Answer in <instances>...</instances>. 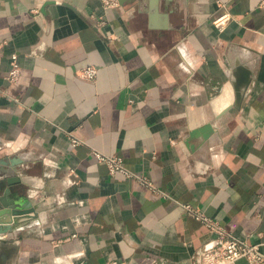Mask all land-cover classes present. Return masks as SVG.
<instances>
[{
	"label": "crops",
	"instance_id": "crops-1",
	"mask_svg": "<svg viewBox=\"0 0 264 264\" xmlns=\"http://www.w3.org/2000/svg\"><path fill=\"white\" fill-rule=\"evenodd\" d=\"M49 1L0 0V179L35 207L0 264H199L198 212L264 252V0Z\"/></svg>",
	"mask_w": 264,
	"mask_h": 264
},
{
	"label": "built area",
	"instance_id": "built-area-1",
	"mask_svg": "<svg viewBox=\"0 0 264 264\" xmlns=\"http://www.w3.org/2000/svg\"><path fill=\"white\" fill-rule=\"evenodd\" d=\"M106 7H112L118 4V0H103ZM232 15L228 11H223L215 19L213 23L216 27L223 29L231 20ZM12 67L7 78L14 82L17 81L21 74V68L18 63V55H12ZM97 74L95 66H87L83 69V76L93 79ZM74 142H78L76 139ZM100 160L106 161L111 174L123 172L130 175V171L124 165V161L118 156H107L101 153H95ZM144 180V179H143ZM145 181V180H144ZM146 182V181H145ZM196 216L202 219L210 229L218 233L215 241L209 247L198 253L199 264H233L240 259H246L250 264H264V252L260 244L248 243L234 237L220 227L217 221L204 216L202 213H196ZM110 264H125L122 261H112Z\"/></svg>",
	"mask_w": 264,
	"mask_h": 264
},
{
	"label": "water",
	"instance_id": "water-1",
	"mask_svg": "<svg viewBox=\"0 0 264 264\" xmlns=\"http://www.w3.org/2000/svg\"><path fill=\"white\" fill-rule=\"evenodd\" d=\"M53 2V1H49ZM241 70L238 68L236 73ZM243 73V72H242ZM246 73V72H245ZM244 73V74H245ZM237 78L234 81L235 90V101L234 106L240 107L245 95V92L250 86V77L245 76L240 78L239 74H236ZM248 75V74H247ZM212 124L208 123L200 129H195L190 132V139L194 138H208L210 136V131H212ZM12 181L9 179H0V234H5L13 231L18 226L19 222L32 212H35V207L31 202V199L27 200L23 206L18 205V201H13L10 198L12 191L11 186Z\"/></svg>",
	"mask_w": 264,
	"mask_h": 264
}]
</instances>
